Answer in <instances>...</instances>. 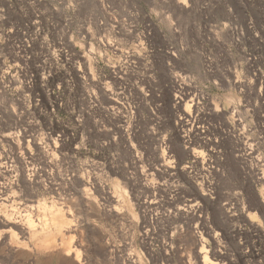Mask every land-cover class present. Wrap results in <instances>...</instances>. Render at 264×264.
<instances>
[{"label": "rangeland", "instance_id": "obj_1", "mask_svg": "<svg viewBox=\"0 0 264 264\" xmlns=\"http://www.w3.org/2000/svg\"><path fill=\"white\" fill-rule=\"evenodd\" d=\"M87 72L106 90L92 102ZM0 157L39 183L15 208L62 207L73 264H192L191 230L209 262L264 264V0H0Z\"/></svg>", "mask_w": 264, "mask_h": 264}, {"label": "bare ground", "instance_id": "obj_2", "mask_svg": "<svg viewBox=\"0 0 264 264\" xmlns=\"http://www.w3.org/2000/svg\"><path fill=\"white\" fill-rule=\"evenodd\" d=\"M183 4H185V3H183ZM170 83L172 84L173 89L177 87L180 90L179 94L172 95V100H173L174 105L176 104V106L180 107L182 104H185V107H183V114L185 115V117L190 116V109H191L190 107L192 106V104L188 105V104H186V102L184 103L185 98H189V95H188L189 93H187L188 91L181 88L174 78L171 79ZM86 86H87L86 97L88 98V100L90 102H92L93 100H96L98 98V96H105L106 95L104 92V90H105L104 86H102L99 82H96L94 80L93 76L88 72H87ZM190 97H191V94H190ZM191 100L193 101L192 98L190 99V101ZM192 101H191V103H192ZM112 102L115 103L116 101L111 99V103ZM193 120L194 119H192L189 122V123H191L190 127H192V129L194 127V124H192ZM12 134L13 133H8V135H6L8 137V142L12 147V150H14L20 146L22 149V147L25 146L24 144L28 143V140L26 142L23 136H22V142L16 143ZM6 136H4V137H6ZM24 136H26V134H24ZM19 137H21V135ZM186 141L187 140H185V142L183 141V143H187ZM189 146L190 145H186L183 147L182 145L180 146L178 144L177 148L180 149V147H181L180 150L182 151L183 155H191L193 158H196L195 160H198V157H199L198 153L192 149H189L188 148ZM168 151H170V148L166 147V153L167 154H168ZM25 153H26V151H25ZM166 153L165 154L163 153V155L159 154V156H158L159 158L157 160L164 162L165 161L164 156L167 155ZM29 157H30V154L28 155V158ZM167 157H170V156L167 155ZM16 159H18V158H16ZM199 160H201V162H203L204 157H201V159H199ZM11 162H13V161H11ZM0 169L6 175V177L10 176V175H12V176L14 175V180H11L8 183H4V180L0 179V258L2 257L4 259L7 258V260L10 259V260H16V261H25L26 263L29 262L32 264H51L52 259L54 257H57L58 258V264H73L70 259L64 258L65 256H70V254H71L70 250H69L70 247L68 248L67 246H64L62 240L58 239L56 237V234H57V232L60 231V229L63 228L64 231L68 230V226L66 227V225L68 223H67V220L64 218V213L62 212V207L60 206L56 210L51 211L48 216H43L40 219V221L38 220L35 223L33 221V219L30 217L31 215H29V213H22L17 208H15L14 202H15L16 196L14 194V190H15V188H18L20 185L24 186L26 189L32 190L36 184L37 185L39 184L37 177L35 176V174L29 175V174L25 173L26 170H25L24 166L23 167L22 166L12 167L10 164L8 165L7 162H0ZM189 174H190V172H189ZM189 174H187V175L189 176ZM1 175L3 176V174H1ZM183 176H185V175H183ZM190 178H191V176H190ZM194 182H196V181H194ZM202 184H203V181H202ZM84 185H85L84 183H82V182L80 183V186L83 187L82 188L83 192L88 190L84 187ZM38 187H39V185H38ZM94 188H95L96 192L97 191H100V192L103 191V193H104V188L101 184H96ZM201 188H200V185L197 186V189H198L197 191H200V194H201V190L203 189V188L202 189ZM106 196H108L109 198H112V196H110L109 194ZM203 196L204 195H202L201 197H203ZM58 199H60V197H58ZM193 200H194V203L191 201L192 203H189L187 205L186 209H184V208L180 209L181 208L180 207L179 208L180 210H179L176 207L177 210H179L178 213H180V216L187 215L188 213H191L192 217H194L198 213L200 206H198V204L196 203L197 201H195V199H193ZM202 200H203V198H202ZM218 202H220V201H218ZM145 203H146V200H145ZM151 203H152V201H151ZM262 204H264V202L262 203V201L259 202L257 200V203L255 205L260 207V206H262ZM42 205H44V204H42ZM60 205H62V204H60ZM43 208H45V207H43ZM91 208L93 210L96 209L93 207V205L91 206ZM215 208H216L217 216L220 217L219 220H221V218L226 219V221L228 219H230V205L228 202H225V203L223 202L222 204H218V206H215ZM93 213H95V212L93 211ZM252 217H254V215L251 216V218ZM197 218H198V215H197ZM223 222H225V221H223ZM198 223L200 224L201 221L196 222L197 225H198ZM92 231L94 233H96L97 235H99V233H100L99 230L95 227H92ZM189 232H190L189 238L191 240V244L193 245V247L191 248V252L193 253V256L192 255L191 256L193 257L194 261H198V258L202 257V260L199 259L201 261L200 264H219V263H216V261L215 262L214 261L213 262L207 261V255H206L207 251L204 248V244H202L201 234L197 233L198 235H196L194 232H192V230ZM213 236H214V234H213ZM214 238H215V241H217V242L219 241V240H217L216 234H215ZM198 244H199V248L196 249ZM96 247L99 250L105 249V246L101 245L99 242L96 243ZM192 253H190V254H192ZM213 255H214V253H213ZM75 259H76V257H75ZM77 259H78V257H77ZM194 261L192 264L196 263ZM182 264H184V262Z\"/></svg>", "mask_w": 264, "mask_h": 264}]
</instances>
